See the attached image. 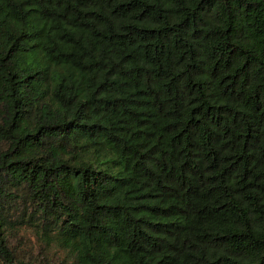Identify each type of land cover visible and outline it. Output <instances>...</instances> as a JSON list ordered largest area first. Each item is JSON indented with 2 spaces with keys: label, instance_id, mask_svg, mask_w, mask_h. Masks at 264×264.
<instances>
[{
  "label": "trees",
  "instance_id": "obj_1",
  "mask_svg": "<svg viewBox=\"0 0 264 264\" xmlns=\"http://www.w3.org/2000/svg\"><path fill=\"white\" fill-rule=\"evenodd\" d=\"M0 264H264V0H0Z\"/></svg>",
  "mask_w": 264,
  "mask_h": 264
},
{
  "label": "rangeland",
  "instance_id": "obj_2",
  "mask_svg": "<svg viewBox=\"0 0 264 264\" xmlns=\"http://www.w3.org/2000/svg\"><path fill=\"white\" fill-rule=\"evenodd\" d=\"M29 233H27V235H28Z\"/></svg>",
  "mask_w": 264,
  "mask_h": 264
}]
</instances>
